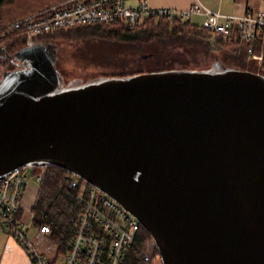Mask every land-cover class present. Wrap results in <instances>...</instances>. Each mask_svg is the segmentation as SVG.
<instances>
[{
    "label": "water",
    "instance_id": "95a60500",
    "mask_svg": "<svg viewBox=\"0 0 264 264\" xmlns=\"http://www.w3.org/2000/svg\"><path fill=\"white\" fill-rule=\"evenodd\" d=\"M0 79V184L58 167L115 199L163 264H264V75L171 70L65 82L53 45Z\"/></svg>",
    "mask_w": 264,
    "mask_h": 264
},
{
    "label": "built area",
    "instance_id": "2783aa9c",
    "mask_svg": "<svg viewBox=\"0 0 264 264\" xmlns=\"http://www.w3.org/2000/svg\"><path fill=\"white\" fill-rule=\"evenodd\" d=\"M153 16L178 19L183 24L201 17L203 28L225 39L237 33L245 42L264 41L263 10L249 9L242 15H224L199 1L181 11L152 9L147 0H63L18 20L10 30H18L25 45L31 47L41 36L61 29L96 24L110 26L119 22L134 28ZM6 40L0 33V52L6 49ZM248 55L259 63L264 58L263 53L255 54L253 45ZM46 171L47 168L21 166L0 184V232L10 235L26 251L31 264H124L142 228L140 221L115 199L72 173L65 175V182L77 191L79 215L69 250L64 257L54 260L37 247L28 233L33 224L34 204L25 207L23 198L31 181L43 183ZM37 233L49 237L51 229L47 225L38 226ZM154 246L153 241L148 242L147 252Z\"/></svg>",
    "mask_w": 264,
    "mask_h": 264
},
{
    "label": "trees",
    "instance_id": "16d2710c",
    "mask_svg": "<svg viewBox=\"0 0 264 264\" xmlns=\"http://www.w3.org/2000/svg\"><path fill=\"white\" fill-rule=\"evenodd\" d=\"M61 1L63 0H0V33L7 39L6 49L0 52V79L5 72L16 69V55L27 48L20 32L10 30V27L18 20ZM60 38L79 40L88 43L91 48H100L96 50V54L100 56L114 55L112 59H108L114 66L112 72H100L101 76L94 79L124 78L171 70L221 71L223 68L248 70L264 75V58L259 63L248 55L252 45L255 54H264V41L259 40L254 44L245 42L237 33L225 39L207 31L201 25L192 22L183 24L178 19L153 16L134 28L122 22L110 26H78L43 35L36 44L53 45ZM213 58L214 62L211 64L209 61ZM254 64L259 65L260 70H253ZM123 66L132 67L134 70H119ZM61 75L66 82L67 73L62 71ZM46 173L32 207L33 223L36 227H50L49 239L57 247L54 260H58L67 254L74 234L79 215L77 191L65 182V175L70 172L49 167ZM152 241L151 235L142 227L124 264H153V261L145 258L147 243ZM153 251L156 258V246Z\"/></svg>",
    "mask_w": 264,
    "mask_h": 264
},
{
    "label": "rangeland",
    "instance_id": "374dc122",
    "mask_svg": "<svg viewBox=\"0 0 264 264\" xmlns=\"http://www.w3.org/2000/svg\"><path fill=\"white\" fill-rule=\"evenodd\" d=\"M262 2L264 3V0H262ZM53 47L55 48L57 57V69L60 73L62 71H65L67 73V83L74 80L87 82V80L89 81L101 76L99 75L100 72L110 73L112 72L111 69L114 68V66L111 65V62L108 61L109 58L114 57L113 54H104V56H100L96 54V50H99L100 48H91V46L86 42L60 38L55 40ZM209 62L212 64L214 62V58ZM119 70L124 72H131L134 69L132 70V67L123 66ZM253 70H260V66L254 64ZM31 185L35 188L40 186V184H36L35 181H31ZM32 195H34L33 192L30 193V196ZM32 200L33 199L31 198L30 201ZM28 233L31 239H33L37 234V227L34 225V223L32 224V226H30V230L28 231ZM42 243L43 245L50 248V252L55 253V258L57 254V247L54 251V243L52 242V240L43 237ZM51 254L48 253L46 256L51 259L53 258ZM154 254L155 253L153 249L148 252L146 250L145 258L150 257L151 260L149 261H153V264H163L160 254L158 253L156 258Z\"/></svg>",
    "mask_w": 264,
    "mask_h": 264
},
{
    "label": "crops",
    "instance_id": "0c3cea01",
    "mask_svg": "<svg viewBox=\"0 0 264 264\" xmlns=\"http://www.w3.org/2000/svg\"><path fill=\"white\" fill-rule=\"evenodd\" d=\"M198 1L210 10L224 15H242L249 9L264 11L262 0H147V5L152 9L170 8L183 11ZM202 21L203 18L195 17L192 23L201 25ZM38 191L39 187L35 188L31 183L27 186L23 198L25 207L29 208L34 204ZM32 192L34 195L30 196ZM31 198L32 201H30ZM43 237L49 238L37 233L32 240L43 253L51 254L50 248L42 243ZM55 249L56 245L54 244V251ZM51 255L54 258L55 253L53 252ZM0 264H31L26 251L10 235L3 232H0Z\"/></svg>",
    "mask_w": 264,
    "mask_h": 264
},
{
    "label": "flooded vegetation",
    "instance_id": "af4514ba",
    "mask_svg": "<svg viewBox=\"0 0 264 264\" xmlns=\"http://www.w3.org/2000/svg\"><path fill=\"white\" fill-rule=\"evenodd\" d=\"M14 64H15V68L18 69V68H23V67H25L26 62H24V63H20L19 61L16 60V61L14 62Z\"/></svg>",
    "mask_w": 264,
    "mask_h": 264
}]
</instances>
